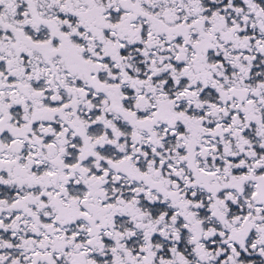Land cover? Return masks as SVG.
<instances>
[{
	"label": "snow or ice",
	"instance_id": "snow-or-ice-1",
	"mask_svg": "<svg viewBox=\"0 0 264 264\" xmlns=\"http://www.w3.org/2000/svg\"><path fill=\"white\" fill-rule=\"evenodd\" d=\"M0 264H264V0H0Z\"/></svg>",
	"mask_w": 264,
	"mask_h": 264
}]
</instances>
